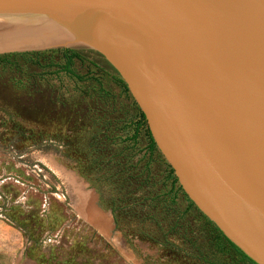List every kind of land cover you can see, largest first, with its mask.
<instances>
[{"label": "rangeland", "instance_id": "374dc122", "mask_svg": "<svg viewBox=\"0 0 264 264\" xmlns=\"http://www.w3.org/2000/svg\"><path fill=\"white\" fill-rule=\"evenodd\" d=\"M0 58V264H247L148 151L101 54L53 44Z\"/></svg>", "mask_w": 264, "mask_h": 264}, {"label": "water", "instance_id": "95a60500", "mask_svg": "<svg viewBox=\"0 0 264 264\" xmlns=\"http://www.w3.org/2000/svg\"><path fill=\"white\" fill-rule=\"evenodd\" d=\"M101 54L184 193L264 264V0H0Z\"/></svg>", "mask_w": 264, "mask_h": 264}, {"label": "bare ground", "instance_id": "6f19581e", "mask_svg": "<svg viewBox=\"0 0 264 264\" xmlns=\"http://www.w3.org/2000/svg\"><path fill=\"white\" fill-rule=\"evenodd\" d=\"M65 31L60 23L45 17L0 15V50L34 48L62 43L61 41H67L66 38H69ZM86 204L96 224L102 227L105 223L103 216L93 210L88 203Z\"/></svg>", "mask_w": 264, "mask_h": 264}, {"label": "trees", "instance_id": "16d2710c", "mask_svg": "<svg viewBox=\"0 0 264 264\" xmlns=\"http://www.w3.org/2000/svg\"><path fill=\"white\" fill-rule=\"evenodd\" d=\"M72 56H75V57H79V55L78 54H76L75 52H73V54H71V55H66L65 54V57H66V59H67V61H69L70 60V58L72 57ZM4 59H6V58H0V60H4ZM108 64V63H107ZM109 66H110V64H108ZM111 67V69H113L112 68V66H110ZM113 71L116 73V71L113 69ZM114 79L117 81V82H119L121 85H123L124 87H125V89L128 91V89H127V87H126V84L124 83V81L120 78V76L116 73L115 75H114ZM129 92V91H128ZM136 103V102H135ZM136 127H137V132H138V129L139 128H141V127H144V129H145V135L147 136V139H148V143H147V149H148V151L150 152V153H153L155 150H158L157 149V147H156V144H155V142L153 141V139H152V136H151V134H150V132H149V129H148V127H147V124H146V121H145V118H144V115H143V113L141 112V110H140V112H139V118H138V120H137V122H136ZM158 152H159V150H158ZM159 154H161L160 152H159ZM168 165V164H167ZM169 166V165H168ZM169 171L171 172V173H173V170H172V168L169 166ZM174 174V173H173ZM173 181H175V182H177V178L175 177V175H174V179H173ZM180 188H181V186H180ZM192 203V202H191ZM193 204V203H192ZM194 205V204H193ZM208 219V218H207ZM209 220V219H208ZM209 222L211 223V224H213L210 220H209ZM214 225V224H213ZM216 227V226H215ZM218 232H219V234L228 242V244L232 247V249L236 252V254L239 256V260L241 261V262H245V263H247V264H256L255 262H253L250 258H248L240 249H238L233 243H231L221 232H220V230L216 227L215 228Z\"/></svg>", "mask_w": 264, "mask_h": 264}, {"label": "crops", "instance_id": "0c3cea01", "mask_svg": "<svg viewBox=\"0 0 264 264\" xmlns=\"http://www.w3.org/2000/svg\"><path fill=\"white\" fill-rule=\"evenodd\" d=\"M113 79H114V76L112 77ZM115 80V79H114ZM90 206V205H89ZM93 209V208H92ZM94 210V209H93ZM105 217V216H104ZM105 220H106V218H105ZM106 223H107V220H106ZM98 227V226H97ZM98 229L99 230H103V231H105V232H108L109 230H110V228H109V226L106 224L105 225V227L104 228H99L98 227Z\"/></svg>", "mask_w": 264, "mask_h": 264}, {"label": "flooded vegetation", "instance_id": "af4514ba", "mask_svg": "<svg viewBox=\"0 0 264 264\" xmlns=\"http://www.w3.org/2000/svg\"><path fill=\"white\" fill-rule=\"evenodd\" d=\"M205 228H216V227H215V225H209V226L207 225V226H205Z\"/></svg>", "mask_w": 264, "mask_h": 264}]
</instances>
